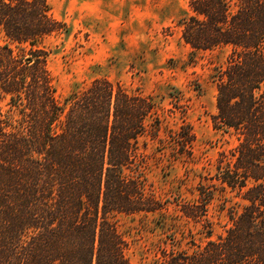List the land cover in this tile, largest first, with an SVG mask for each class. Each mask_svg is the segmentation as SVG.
Here are the masks:
<instances>
[{
  "label": "trees",
  "instance_id": "16d2710c",
  "mask_svg": "<svg viewBox=\"0 0 264 264\" xmlns=\"http://www.w3.org/2000/svg\"><path fill=\"white\" fill-rule=\"evenodd\" d=\"M178 23L192 52L226 53L211 74V120L237 141L201 175L193 202L155 193L139 144L150 134L193 161L192 125L161 137L155 98L105 76L59 100L45 42L70 26L50 0H0V264H131L112 218L168 216L171 204L174 226L192 220L209 239L162 247L156 264H264V0H189ZM228 190L242 208L232 206L231 224L212 237L210 204Z\"/></svg>",
  "mask_w": 264,
  "mask_h": 264
},
{
  "label": "rangeland",
  "instance_id": "374dc122",
  "mask_svg": "<svg viewBox=\"0 0 264 264\" xmlns=\"http://www.w3.org/2000/svg\"><path fill=\"white\" fill-rule=\"evenodd\" d=\"M54 16L70 26L68 35L45 42L51 50L49 66L55 77L59 100L96 77H108L129 90L155 98L163 119L160 136L184 122L197 137L195 158L175 159L170 149L159 147L150 134L139 139L149 156L147 182L162 199H200L201 175L213 169L218 153L237 143L231 133L215 129L211 115L216 109V85L212 72L226 53L219 50L192 52L182 39L179 18L189 0H50ZM200 85V86H199ZM200 87V88H199ZM242 199L228 190L217 192L210 204L214 221L212 237L231 224L232 206L241 209ZM175 205L168 216L160 213L118 214L112 220L128 242L131 264H156L162 247L189 248L209 239L202 226L175 218ZM177 232L179 244L171 233Z\"/></svg>",
  "mask_w": 264,
  "mask_h": 264
}]
</instances>
